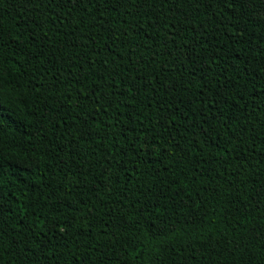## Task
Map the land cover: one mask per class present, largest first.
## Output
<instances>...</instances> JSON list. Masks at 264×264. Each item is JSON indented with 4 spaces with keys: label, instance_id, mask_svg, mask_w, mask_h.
Listing matches in <instances>:
<instances>
[{
    "label": "trees",
    "instance_id": "16d2710c",
    "mask_svg": "<svg viewBox=\"0 0 264 264\" xmlns=\"http://www.w3.org/2000/svg\"><path fill=\"white\" fill-rule=\"evenodd\" d=\"M0 264H264V0H0Z\"/></svg>",
    "mask_w": 264,
    "mask_h": 264
}]
</instances>
